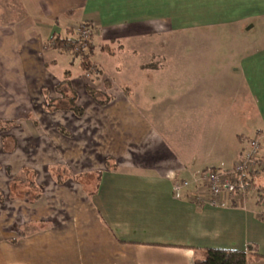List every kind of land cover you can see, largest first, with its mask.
Segmentation results:
<instances>
[{"label":"crops","instance_id":"crops-1","mask_svg":"<svg viewBox=\"0 0 264 264\" xmlns=\"http://www.w3.org/2000/svg\"><path fill=\"white\" fill-rule=\"evenodd\" d=\"M0 12V264H193L194 247L264 264V170L225 205L173 194L176 180L232 168L258 134L264 157V0H0ZM85 21L112 97L82 90V115L47 109L66 70L75 92L83 83L76 59L87 74L52 38L77 39L67 29ZM102 44L153 60L123 56L116 83L93 60ZM30 172L36 185L16 179Z\"/></svg>","mask_w":264,"mask_h":264},{"label":"built area","instance_id":"built-area-1","mask_svg":"<svg viewBox=\"0 0 264 264\" xmlns=\"http://www.w3.org/2000/svg\"><path fill=\"white\" fill-rule=\"evenodd\" d=\"M90 33L92 29L82 28L77 36L79 42L67 49L77 53L81 46L86 45ZM261 139L262 134L250 138L230 169L206 168L193 173L190 178L176 180L173 185L174 196L181 198L186 192L197 202L225 205L223 194H227L232 199L246 195L254 187L250 181L251 174L264 170V157L260 154ZM258 191L259 201L264 203V190Z\"/></svg>","mask_w":264,"mask_h":264},{"label":"trees","instance_id":"trees-1","mask_svg":"<svg viewBox=\"0 0 264 264\" xmlns=\"http://www.w3.org/2000/svg\"><path fill=\"white\" fill-rule=\"evenodd\" d=\"M84 27L92 29L91 24L87 21L82 22L77 29L68 28L67 33H80V30ZM93 33H90L89 38L86 40V45L81 46L78 50V54L82 56L84 69L87 74H91L96 80L101 79L100 69L91 63L90 56L94 51V45L92 43ZM79 42V39H71L70 36H61L60 34H55L52 38L51 45L54 48H72L75 44ZM102 51H112L111 45L102 44L99 46ZM116 49H118L116 47ZM103 84L105 85V96L100 97L96 92V87H93L91 83L87 82L86 87L89 93L96 99L99 103L105 104L108 102L112 96L107 94L109 90L108 84H111L109 78H104ZM56 90L60 93L57 98H50L46 102V108L50 110L56 109H70L74 111L77 115H82L84 113V107L78 103V96L70 83V70H66L64 73V78L57 84ZM29 172V171H28ZM255 173V172H254ZM253 173V174H254ZM35 172H33L32 177H21L18 176L17 180H26L30 185H36L35 183ZM71 172L66 168L60 169L56 173V180L62 182L65 178L71 176ZM252 175V174H251ZM76 178H80L81 174L76 175ZM251 181V177H250ZM256 247V246H255ZM254 246L249 245L248 249H253ZM194 254L192 257L193 264H248L249 253L248 250L243 249H227V248H197L194 247Z\"/></svg>","mask_w":264,"mask_h":264},{"label":"rangeland","instance_id":"rangeland-1","mask_svg":"<svg viewBox=\"0 0 264 264\" xmlns=\"http://www.w3.org/2000/svg\"><path fill=\"white\" fill-rule=\"evenodd\" d=\"M1 17H2V15H1V12H0V19H1ZM223 35H227L228 33L227 32H225V33H222ZM52 42V41H51ZM111 48H113L112 49V51H100V49H98L97 51H96V55L94 56V58H93V60L94 61H97V62H101V63H104V64H106L108 67H109V69L108 70H106V74L104 73L103 75H105V76H107V77H111L112 79H114V81L116 82V83H118V81L121 79V76L119 77V75H117V74H115V71H116V66L114 65V64H116L117 62H122V58H123V56L125 57V56H130V61L131 62H136V64H141V63H143V62H145V61H150V60H153V59H146V57H145V49L144 50H140L138 47H136V55H134L132 52H128L127 50V52L128 53H125V55H123V56H120L119 54V51L116 49V47H114V46H111ZM125 51V52H126ZM104 52V53H103ZM109 58V59H107V57ZM110 56V57H109ZM66 59L68 60V58L66 57ZM78 62H79V59H76L75 60V64L74 65H70V67H72V69L74 70V71H79V78H81V80H82V82L83 83H78V88H77V94L79 95L81 92H82V90H84V91H86V92H89L88 91V89H87V87H86V84H87V82H89V83H91V85L93 86V87H96V92L98 93V95H100V97H104L105 96V93H104V91H102L101 89H99L98 87H97V84H96V82H97V80L93 77V76H88V74H84L83 72H82V68L79 66V64H78ZM111 64H112V66H111ZM114 66V67H113ZM69 67V66H68ZM84 69V68H83ZM84 71V70H83ZM113 71H114V74H110V73H113ZM142 71H140V72H138V73H136V82L137 83H139L140 84V87H141V89L143 90V91H145L147 94H148V90H149V75L148 74H146V72H148V71H146V72H143V73H141ZM76 78H78V77H76ZM77 82H79V81H77ZM79 103V102H78ZM246 103V105L247 106H249V102H248V100H247V102H245ZM218 168V167H217ZM219 169H226V168H221V166H219ZM31 175H32V173L30 172V174L28 175V177H31ZM23 178H24V176H22ZM35 180V179H34ZM18 187V186H17ZM26 186L24 185L22 188L21 187H18V188H16V190H17V192L16 193H22V194H24V189L23 188H25ZM29 188V187H28ZM31 189V188H30ZM31 190H33V191H31V192H34V190H35V188L34 189H31ZM31 192L29 191V194H31ZM31 197V196H30Z\"/></svg>","mask_w":264,"mask_h":264}]
</instances>
